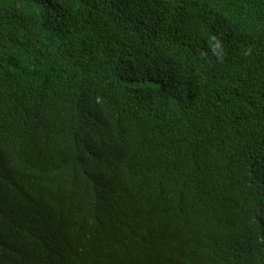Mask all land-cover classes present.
Here are the masks:
<instances>
[{"label": "trees", "instance_id": "obj_1", "mask_svg": "<svg viewBox=\"0 0 264 264\" xmlns=\"http://www.w3.org/2000/svg\"><path fill=\"white\" fill-rule=\"evenodd\" d=\"M0 264H264V0H0Z\"/></svg>", "mask_w": 264, "mask_h": 264}]
</instances>
